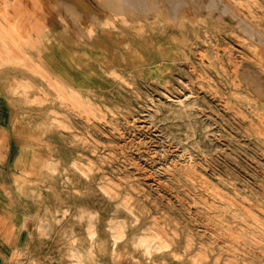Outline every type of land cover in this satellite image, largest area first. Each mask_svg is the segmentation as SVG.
<instances>
[{
	"label": "rangeland",
	"instance_id": "1",
	"mask_svg": "<svg viewBox=\"0 0 264 264\" xmlns=\"http://www.w3.org/2000/svg\"><path fill=\"white\" fill-rule=\"evenodd\" d=\"M99 3L0 0V264H264V0Z\"/></svg>",
	"mask_w": 264,
	"mask_h": 264
},
{
	"label": "bare ground",
	"instance_id": "2",
	"mask_svg": "<svg viewBox=\"0 0 264 264\" xmlns=\"http://www.w3.org/2000/svg\"><path fill=\"white\" fill-rule=\"evenodd\" d=\"M56 1V0H55ZM126 1V0H125ZM128 1V0H127ZM134 1V0H133ZM199 0H197V2H198ZM212 1V0H211ZM50 2V1H49ZM163 2V1H162ZM168 2V1H167ZM98 3H99V0H98ZM127 3V2H126ZM55 4V3H54ZM100 4V3H99ZM102 4V3H101ZM120 4V3H119ZM158 4V3H157ZM174 4V3H173ZM191 4H193V3H191ZM195 4H196V2H195ZM71 5V4H70ZM122 5V4H121ZM144 5V4H143ZM183 5V4H182ZM190 5V4H189ZM227 5V4H226ZM56 6H58V5H56ZM107 6V5H106ZM127 5H125V6H123V7H126ZM136 5H134V7H135ZM183 6H185V5H183ZM55 7V6H54ZM111 7V6H110ZM118 7V6H117ZM119 7H120V5H119ZM130 7V6H129ZM128 7V8H129ZM149 7V6H148ZM162 7V6H161ZM189 7H191V6H189ZM133 8V7H132ZM159 8V7H158ZM225 8V7H224ZM236 8V7H235ZM125 9V8H124ZM136 9V8H135ZM165 9V8H164ZM227 9V8H226ZM53 10H54V8H53ZM64 10H65V7H64ZM131 10V9H130ZM150 10V9H149ZM202 10V9H201ZM58 11V10H57ZM68 11V10H67ZM122 11V10H121ZM195 11V10H194ZM212 11V10H211ZM226 12H227V10H226ZM120 13V12H119ZM144 13V12H143ZM175 13V12H174ZM240 13V12H239ZM141 14V13H140ZM196 14V13H195ZM117 15V14H116ZM134 15V14H133ZM239 15V14H238ZM174 16V15H173ZM172 16V17H173ZM178 16V15H177ZM220 16H221V14H220ZM246 16V15H245ZM218 17V16H217ZM239 17V16H238ZM73 18V17H72ZM178 18V17H177ZM122 19V18H121ZM174 19H175V17H174ZM242 19V18H241ZM249 20V19H248ZM103 21V20H102ZM59 23H61V22H59ZM101 23V22H100ZM243 23V22H242ZM245 23H246V21H245ZM238 25V24H237ZM250 25H251V23H250ZM254 25V24H253ZM245 29V28H244ZM83 30V29H82ZM252 30V29H251ZM244 31V30H243ZM250 31V30H249ZM80 32V31H79ZM247 32V31H246ZM250 32H253V31H250ZM249 32V33H250ZM87 33V32H86ZM250 36H251V34H250ZM264 37V36H263ZM239 64V63H238ZM58 80V79H57ZM54 86V85H53ZM48 109V108H47ZM70 109V108H69ZM49 111V110H48ZM44 113V112H43ZM47 114V113H46ZM45 117H46V115H45ZM101 117V116H100ZM104 121V120H103ZM36 128V127H35ZM62 134V133H61ZM59 136H61V135H59ZM62 139V138H61ZM70 139V138H69ZM55 141V140H54ZM49 144V143H48ZM54 144V143H53ZM51 145V144H50ZM49 145H47V147H48ZM46 147V148H47ZM51 147V146H50ZM49 147V148H50ZM52 150H53V148H52ZM50 153H51V151H50ZM49 154V153H48ZM50 156V155H49ZM43 157H44V154L43 153H40V154H38V153H35L34 154V156H33V159H32V161H31V164H30V166H29V168H28V170H30V171H37V170H39V168L40 167H42L44 164H45V161H44V159H43ZM50 157H52V156H50ZM49 157V158H50ZM47 160V159H46ZM49 161V160H48ZM29 164V163H28ZM27 165V164H26ZM28 166V165H27ZM46 166V165H45ZM47 167V166H46ZM21 170V169H20ZM25 170V169H24ZM46 170V169H45ZM192 170V169H191ZM21 171H23V169L21 170ZM23 172H25V171H23ZM44 172V171H43ZM25 178V177H24ZM35 180V179H34ZM40 180V179H39ZM30 181V180H29ZM32 185V184H31ZM35 185V184H34ZM164 239V238H163Z\"/></svg>",
	"mask_w": 264,
	"mask_h": 264
}]
</instances>
